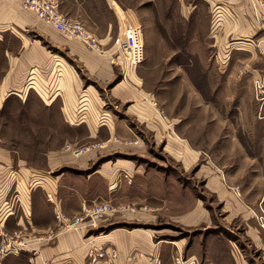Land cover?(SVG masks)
I'll return each mask as SVG.
<instances>
[{
	"label": "rangeland",
	"instance_id": "rangeland-1",
	"mask_svg": "<svg viewBox=\"0 0 264 264\" xmlns=\"http://www.w3.org/2000/svg\"><path fill=\"white\" fill-rule=\"evenodd\" d=\"M124 3L130 7L140 4L141 25L151 23L154 27L151 34L142 27L145 45L141 62L135 73H127L126 78L116 60L113 64L116 78L106 82L97 80L96 73L92 74L84 62L69 54L68 46L81 42L58 31L53 39L56 45L61 43L60 48H54L49 40L44 42L48 54H56L70 67L78 89L81 87L83 91L94 86L95 89L90 90L94 94L98 92L105 101L100 110L110 114L116 123L113 137L108 135L106 127L98 128L93 136L91 126L69 124L65 120L59 107L60 96H64L59 81V85L55 83L47 91L48 97L60 95L53 105L38 90H29L22 101L18 96H10L2 103L0 149L8 151L15 163L48 171L47 176L51 178L66 170L86 174L117 165L172 176L173 182L186 181L184 186L189 185L194 199L202 194L204 207L213 217L212 224L187 229L175 224L173 227L170 221L158 215L151 223L140 225L117 224L113 216L107 223L112 226L85 230L91 240L102 239L113 231L129 233L132 228H139L133 232L149 234L153 242L162 243L159 247H169L172 263L176 260V264H185L180 244L176 242L183 243L182 249H186L195 240L203 242L214 238L219 247L243 255L252 264H264V254L250 241L246 228L232 227L225 220L224 202L205 192L206 175L200 172L207 167L215 169L223 184L249 206L254 226H257L253 211L264 196V45H259L261 34L244 36L237 29H231L228 23L236 13L225 2L124 0ZM190 13L191 20H186ZM1 16L4 11L0 7ZM171 27L174 43L172 39L161 40ZM88 32L94 34L91 30ZM0 36L13 47L17 44L9 32ZM26 36L37 38L35 34ZM86 49L101 54V47ZM119 50L113 56L115 59L121 54ZM4 67V57L0 54V78ZM116 84H120V88L138 90L139 103L130 108L132 101L121 103L111 99V88ZM93 145L99 147L92 148ZM184 145L186 151L181 149ZM86 148L87 152L76 154ZM186 156H192L196 162L188 163ZM133 184L134 180L123 184L120 195L113 190L112 197H98L95 201L109 202L114 207L127 204L132 207L134 203L138 208L132 197ZM100 186V180L93 185L95 197ZM173 194L176 195V191ZM175 197L178 196H174L173 203L183 201ZM124 221L127 220L120 222ZM259 233L264 243V231ZM177 253L181 254L177 256Z\"/></svg>",
	"mask_w": 264,
	"mask_h": 264
},
{
	"label": "crops",
	"instance_id": "crops-1",
	"mask_svg": "<svg viewBox=\"0 0 264 264\" xmlns=\"http://www.w3.org/2000/svg\"><path fill=\"white\" fill-rule=\"evenodd\" d=\"M58 1L60 11L70 19L81 22L87 31H93L92 35L101 47V54H98L90 52L83 44H76L74 41L75 43L68 46L71 56H77L92 74L96 73L99 76L96 79L103 82L116 78L113 71L116 60L123 72H126L125 78L127 73H135L141 62L142 47L145 45L142 27L150 34L154 28L151 23L141 25L140 4L138 7L137 4L132 7L125 6L124 0ZM213 2L231 5L237 14L234 15L236 18L233 16V21L228 23L231 29H237L244 36L258 33L253 26L247 3L236 0H210L211 4ZM0 7L4 11V16L0 17V33L9 32L17 43L13 47L9 40L0 36V46H4L3 50L0 49V54L5 62L4 74L0 78V108L10 96H18L22 101L29 90L44 93L41 96L47 97L50 100L49 104L53 105L60 95L48 97L47 91L51 85L61 81V87L64 88L61 92L64 96H60L59 107L64 113L65 120L69 124L91 126L93 136L98 128L106 127L108 135L113 137L116 133V123L110 114L100 110L104 107L105 101L103 102L98 92L94 94L95 92L90 90L95 89L94 86H89L83 91L81 87L78 89L77 82L74 81L76 77L70 73V67L60 61L56 54L46 52L45 40L54 44V48L61 47V43L56 45L53 39L57 36V31L50 25L37 21L33 14L23 11L18 0H0ZM186 18L191 20V13L189 16L187 14ZM169 29L170 31H165L161 40L165 39L167 42L172 39L174 43L173 29L172 27ZM26 34H35L37 38H30ZM120 46L130 48L131 62L126 61ZM118 50L121 54L115 59L113 56ZM110 98L121 103L132 101L131 108L139 103L140 93L134 88H120V84H116L111 88ZM186 148L185 145L181 147L182 151H186ZM186 159L188 163L196 160L192 156H186ZM58 161L59 159L53 163V169H56ZM13 162L10 153L0 149V240L2 242L4 238H11L12 245L17 246L19 251L18 255L6 257L0 264H41L43 261L52 264H85L86 254L93 247L116 250L115 264H153L155 260H158L159 264H176V260L171 262L173 256L170 255L168 246L159 247L162 243L153 242L151 235L133 232L139 228H132L129 233L113 231V234L110 232L102 239L91 240L84 229H66L56 222V213L69 218L78 216L82 205H91L98 197L110 198L114 194L113 190L120 195L121 186L131 184L133 180L132 197L139 207L136 208L134 203L132 207L130 204L116 207L119 209L114 217L117 224L151 223L157 215L170 221L173 227L175 224V227L187 229L212 224L213 221L212 215L204 207L202 194H198V198L196 196L194 199V195L189 193V185L184 186L186 181L173 182L172 176L143 173L140 168L117 165L105 166L106 168L97 172L86 174L66 170L51 178L47 176L48 171L36 170ZM200 172L206 175L205 192L215 195L218 201L224 202L227 211L225 220L232 227H245V233L249 234L250 241L264 254L263 239L258 225L254 226L252 213L248 211L249 206L237 198L231 188L228 189L229 187L223 184L215 169L207 167ZM99 180L101 186L97 192L98 196L95 197L93 185ZM146 184L149 187H146ZM173 191H176V195ZM174 196H178L176 199L182 198L183 201L179 204L173 203ZM124 219L127 221L120 222ZM109 221L111 220L101 222L100 229L112 226L113 224H107ZM213 239H204L203 242L195 240L186 249H182L183 243L176 242L180 244L184 255L182 263L198 264L200 261L201 264H252L250 259L247 260L243 255H235L232 250L219 247ZM178 254L181 253H177V256Z\"/></svg>",
	"mask_w": 264,
	"mask_h": 264
},
{
	"label": "built area",
	"instance_id": "built-area-1",
	"mask_svg": "<svg viewBox=\"0 0 264 264\" xmlns=\"http://www.w3.org/2000/svg\"><path fill=\"white\" fill-rule=\"evenodd\" d=\"M21 9L34 15L40 23L50 25L56 31L71 39L81 42L85 47L98 50L99 45L95 37L90 34L84 25L76 20H72L60 11L58 0H18ZM240 3H247L251 13V19L255 30L261 34L259 45H264V0H236ZM125 54L127 62H131L130 48L120 46ZM99 145H93L97 148ZM88 148L77 151L80 155L87 152ZM119 209L109 202H95L91 205H82L81 212L75 217H65L62 214H55V220L63 228L72 230H90L95 229L103 221L115 216ZM253 216L260 230L264 231V196L259 201ZM11 238H4L0 244V263L10 255H18L17 246L12 245ZM117 252L114 249H101L98 247L91 248L85 257V264H115ZM41 264H52L43 261ZM153 264H159L158 260ZM178 264V263H177Z\"/></svg>",
	"mask_w": 264,
	"mask_h": 264
}]
</instances>
